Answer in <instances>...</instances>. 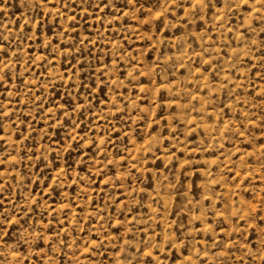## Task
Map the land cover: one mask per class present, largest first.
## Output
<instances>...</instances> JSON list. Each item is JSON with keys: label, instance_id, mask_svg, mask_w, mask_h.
<instances>
[{"label": "rangeland", "instance_id": "rangeland-1", "mask_svg": "<svg viewBox=\"0 0 264 264\" xmlns=\"http://www.w3.org/2000/svg\"><path fill=\"white\" fill-rule=\"evenodd\" d=\"M0 264H264V0H0Z\"/></svg>", "mask_w": 264, "mask_h": 264}]
</instances>
